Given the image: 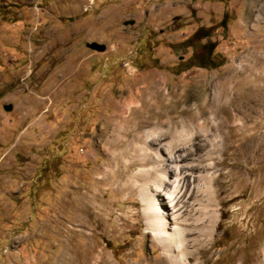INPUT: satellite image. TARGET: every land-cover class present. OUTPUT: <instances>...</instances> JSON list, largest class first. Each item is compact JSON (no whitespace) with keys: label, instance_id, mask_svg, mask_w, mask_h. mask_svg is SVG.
Masks as SVG:
<instances>
[{"label":"rangeland","instance_id":"obj_1","mask_svg":"<svg viewBox=\"0 0 264 264\" xmlns=\"http://www.w3.org/2000/svg\"><path fill=\"white\" fill-rule=\"evenodd\" d=\"M181 125L214 162L202 259L264 264V0H0V264L160 259L138 146Z\"/></svg>","mask_w":264,"mask_h":264},{"label":"bare ground","instance_id":"obj_2","mask_svg":"<svg viewBox=\"0 0 264 264\" xmlns=\"http://www.w3.org/2000/svg\"><path fill=\"white\" fill-rule=\"evenodd\" d=\"M144 132L139 157L150 164L138 169L145 176L139 191L145 227L161 258L137 264H205L204 245L211 243L220 218L211 153H196L194 131L186 133L183 125L170 139L160 127Z\"/></svg>","mask_w":264,"mask_h":264},{"label":"water","instance_id":"obj_3","mask_svg":"<svg viewBox=\"0 0 264 264\" xmlns=\"http://www.w3.org/2000/svg\"><path fill=\"white\" fill-rule=\"evenodd\" d=\"M89 47L97 50V51H103L105 49V45L104 44H100L98 42H92L89 44Z\"/></svg>","mask_w":264,"mask_h":264}]
</instances>
